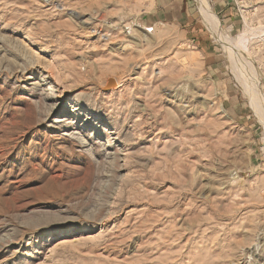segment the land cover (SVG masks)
<instances>
[{
    "label": "rangeland",
    "instance_id": "1",
    "mask_svg": "<svg viewBox=\"0 0 264 264\" xmlns=\"http://www.w3.org/2000/svg\"><path fill=\"white\" fill-rule=\"evenodd\" d=\"M263 137L264 0H0V264H264Z\"/></svg>",
    "mask_w": 264,
    "mask_h": 264
},
{
    "label": "bare ground",
    "instance_id": "2",
    "mask_svg": "<svg viewBox=\"0 0 264 264\" xmlns=\"http://www.w3.org/2000/svg\"><path fill=\"white\" fill-rule=\"evenodd\" d=\"M199 2V1H198ZM200 4H201V1H200ZM203 9H204V11H205V14L208 16V17H210V19H216V17L207 9V7L203 4ZM247 39L245 38V36H244V34L242 35V36H240L239 37V40H238V43H239V45H241L242 47H246L245 46V41H246ZM17 79V78H16ZM41 80H44L45 78H40ZM114 85V84H113ZM43 95H45V93L43 94ZM52 97H50V96H46V100L47 101H49L50 99H51ZM41 99H42V97H41ZM43 102V101H42ZM48 105H50V104H48ZM68 107V106H67ZM46 114V113H45ZM48 117V116H47ZM52 126L54 127V128H64L65 130H64V132L62 133V135L61 136H63V137H66V138H70V139H72L73 140V142L75 143L74 144V146H76V147H78L79 149L81 148V150H85V148L87 149V147H89L90 148V144H87V143H85L80 137H79V133H78V135L76 134V133H73V132H70L71 131V129H74L72 126H73V122H72V120H71V118H69V117H67V116H61V117H57L55 120H53V122H52ZM76 132V131H75ZM60 136V135H59ZM109 137L110 136H107V145L108 146H111V143L109 142ZM264 138V137H263ZM62 141V140H61ZM66 142V141H65ZM69 142V141H68ZM99 144V143H98ZM71 145V144H70ZM90 145V146H89ZM82 148H84V149H82ZM101 148V147H100ZM113 148V147H112ZM74 150V149H73ZM76 150V149H75ZM89 150V149H88ZM87 151V150H86ZM103 151V150H102ZM87 152H89V151H87ZM107 152V151H106ZM81 153V152H80ZM85 153V152H84ZM83 153V154H84ZM87 154V153H86ZM103 154V153H102ZM91 155V154H90ZM100 155H101V153H100ZM103 156H105V155H103ZM90 157V156H89ZM92 158V157H91ZM94 158V157H93ZM106 158H107V156H106ZM102 159V158H101Z\"/></svg>",
    "mask_w": 264,
    "mask_h": 264
}]
</instances>
